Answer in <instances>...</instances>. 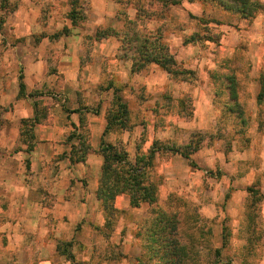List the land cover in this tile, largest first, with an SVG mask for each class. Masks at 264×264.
<instances>
[{
	"label": "rangeland",
	"instance_id": "374dc122",
	"mask_svg": "<svg viewBox=\"0 0 264 264\" xmlns=\"http://www.w3.org/2000/svg\"><path fill=\"white\" fill-rule=\"evenodd\" d=\"M20 1L0 0V23ZM36 1L41 4L29 36L16 38L0 25V55L33 54L29 61L2 62L0 115L15 114L20 101L30 106L19 125L0 121L7 139L14 130L19 134L20 144L12 149L46 148L52 168L67 159L98 187L102 149L108 148L112 155L124 154L132 170L143 166L144 185L153 190L154 202L137 208L127 195L105 207L99 202L103 220L81 223L96 234L94 264L103 261L100 251L107 242L111 264H119L123 239L101 238L113 230L141 245L142 237L135 236L150 226L157 210L178 219L181 243L203 264H260L264 237L244 239L238 214L252 210L255 227L264 228V95L256 102L264 75V12L240 20L202 0H114L102 5L112 12L107 17L99 15L100 0H79L72 25L69 0ZM145 51L149 58L170 56L178 75L141 61ZM43 69L49 86L36 87L33 75ZM48 126L56 140H43ZM130 194L142 197L135 190ZM88 239L77 242L87 246Z\"/></svg>",
	"mask_w": 264,
	"mask_h": 264
},
{
	"label": "crops",
	"instance_id": "0c3cea01",
	"mask_svg": "<svg viewBox=\"0 0 264 264\" xmlns=\"http://www.w3.org/2000/svg\"><path fill=\"white\" fill-rule=\"evenodd\" d=\"M7 1L13 3V0ZM21 1L16 5L13 4V9L9 11L11 15L2 25L5 27L4 31L10 29L9 31L13 32L16 38L30 35L38 17L37 7L41 4L36 0ZM109 2L113 4L114 0L96 1L99 15L108 17L112 14L105 11L102 6ZM259 2L264 6V0ZM31 14L36 15L34 20L28 18ZM69 23L66 22L67 25H70ZM17 47L18 44L13 48ZM68 55L72 60H79L75 53ZM100 56L107 57L109 54L102 53ZM31 57L33 54L29 50L22 56L14 52L0 55V107L4 105L2 62L8 60L18 62L20 58L29 61ZM33 76L36 78L34 84L36 87L49 86L48 71L43 69ZM15 108V114L0 115V121L8 119L10 124L19 125L22 118L29 117L30 106L25 100L16 103ZM68 123L67 116L62 114V128L65 131ZM99 123L101 122L96 124L98 125L96 134L101 129ZM49 128V126L44 128L42 132L45 141L56 138ZM6 134V130L0 127V264H94L92 255L98 257V249L93 246L92 237L96 234L81 223L83 221L96 223L103 220L98 212L97 182H92L87 175L84 177L79 166L71 164L67 159L59 160L56 167L52 168L51 152L46 148L29 151L18 148L13 150L14 143L20 144L19 134L14 130V136H10V139H7ZM61 136L63 140L65 137L63 131L59 137ZM89 158L86 163L89 162ZM81 174L84 176L82 177ZM238 216L243 220V225L238 231L244 239L247 236L264 237V228L255 227L257 222L254 220L252 210ZM262 218L264 221V214ZM87 237H90L86 241L87 246L80 247L77 240L81 238L79 240L81 242ZM112 237L123 239L122 255L118 263L136 264V259L142 252L141 245L131 243V237L116 234L113 230L106 233L101 240L108 241ZM71 240L74 241L72 246L67 243ZM203 248L206 247L202 246L201 250H204ZM244 248L246 251L250 248L248 240ZM111 249L107 242L100 251L104 255L100 264L113 262ZM190 264L203 263L202 259L199 261V257H196ZM260 264H264V259Z\"/></svg>",
	"mask_w": 264,
	"mask_h": 264
},
{
	"label": "trees",
	"instance_id": "16d2710c",
	"mask_svg": "<svg viewBox=\"0 0 264 264\" xmlns=\"http://www.w3.org/2000/svg\"><path fill=\"white\" fill-rule=\"evenodd\" d=\"M78 1L69 0L70 12L68 16L72 25H75L74 14L77 11L76 5ZM157 1L160 2L161 0ZM202 1L214 7L217 4L219 9L237 15L240 20H251L257 13L264 12V6L257 0ZM166 2V0L162 1V3ZM171 3L174 4L175 2L173 1ZM140 60L145 62L153 61L168 74L172 76L178 75V72L175 70L176 64L170 56L165 55L161 58L155 55L149 58L145 51L140 54ZM259 80L261 82V88L256 96L258 105L263 102L264 75L261 74ZM231 91L232 97L236 98L235 87L231 86ZM122 108H124L123 104ZM112 124L108 125L111 126ZM102 153L104 160L101 168L99 186L96 190V198L102 207L112 203L118 195H127L130 200V205L136 208L140 204L154 202V199L151 198V193L153 192L151 185H144L143 166L132 170V165L126 160L124 154H121L122 156L118 154L112 155L108 148L102 149ZM182 156L190 161V166L195 167L193 161L190 160L189 153L182 154ZM122 174H124L123 178ZM131 190L141 193L142 197H133L130 194ZM108 209L112 210L111 207ZM157 211L153 216L150 226L144 232L137 234V237H142L143 243L141 244L142 252L140 257L136 259V264H190L196 259V256L192 253L191 246L181 243V237L178 234V219L174 215H169L166 211ZM108 215H111V212Z\"/></svg>",
	"mask_w": 264,
	"mask_h": 264
}]
</instances>
